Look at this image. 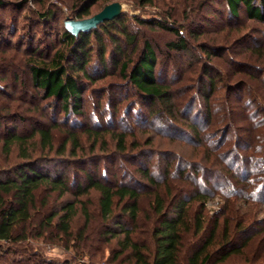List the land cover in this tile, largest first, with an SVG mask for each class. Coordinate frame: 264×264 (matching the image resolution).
Listing matches in <instances>:
<instances>
[{
  "label": "rangeland",
  "instance_id": "1",
  "mask_svg": "<svg viewBox=\"0 0 264 264\" xmlns=\"http://www.w3.org/2000/svg\"><path fill=\"white\" fill-rule=\"evenodd\" d=\"M86 1L0 0V169L12 170L26 157L45 159L65 172L71 187L63 197L49 189L39 192L32 225L18 231L28 230V238L0 242V264H138L127 256L115 260L116 239L102 236L106 226L100 222L99 193L91 190L79 196L78 186L86 185L89 175L139 188L138 222H124L153 250L156 188L141 169L161 182L164 195L172 192L168 203L196 194L209 197L205 205L198 200L190 203L191 216H202L205 230L198 239L192 235L185 240L181 264H189L196 247L206 240L211 252L207 264H264V21L250 18L244 7L238 17L231 16L226 0H155L145 7L137 0L98 1L86 18L119 2L126 32L115 25L101 28L99 41L92 37L94 61L88 69L93 79L83 78L81 114L73 115L61 100L46 98L37 88L31 67L50 61L57 51L67 53L64 23L68 18L80 20ZM46 12L49 16L43 18ZM151 20L163 26L155 27ZM178 32L187 44L184 50L169 47L179 42ZM129 35L136 36L135 44L126 40ZM145 41L157 53L158 82L170 86L173 94L168 105L156 107L158 114L119 67L111 62L104 69L95 61L98 43L107 44L108 58L120 48L126 55L116 54V59L136 61ZM208 74L215 77L217 89L206 102L202 96L209 93L203 91L208 89ZM193 124L201 136L193 132ZM45 129L51 130V150L44 149L39 133ZM119 133L127 135L124 153L117 148ZM18 136L24 142L16 141ZM204 155L223 165L208 163ZM187 159L204 167L195 180L178 177ZM168 169L174 175L167 182ZM69 202L78 203L74 239L52 229L42 233L45 215ZM79 202L93 218L89 226ZM114 225L109 222L108 228L113 230ZM226 227L228 237L223 238Z\"/></svg>",
  "mask_w": 264,
  "mask_h": 264
},
{
  "label": "trees",
  "instance_id": "2",
  "mask_svg": "<svg viewBox=\"0 0 264 264\" xmlns=\"http://www.w3.org/2000/svg\"><path fill=\"white\" fill-rule=\"evenodd\" d=\"M98 1L102 0L86 1L77 18L81 20L90 16L91 6ZM154 1L137 0L141 7L152 5ZM226 2L231 16L238 17L239 11L244 7L250 18L264 21V0H259L258 5H256V0H226ZM47 16H49V12L42 14L43 18ZM122 17L123 14L111 21L104 22L90 32H82L78 36L70 34L64 26L63 40L68 44L67 53L57 51L50 61L42 65L33 64L31 67L33 82L37 88L45 93L46 98L61 100L64 110L69 111V114H81L82 96L85 91L82 80L83 78L87 80L93 79V74L88 69L92 61H94L92 51L95 44L92 41V37H95L99 41L101 28L107 29V27H114L115 25H119L125 33ZM139 22L141 24L147 23L143 20H139ZM149 23L155 27L163 26V22L158 20H151ZM177 35L180 39L179 42L170 43L169 47L176 50L186 49L187 44L185 40L179 36V32ZM127 39L132 40L131 44L136 43V36L129 35L128 38L126 37ZM112 42L115 44L117 40L114 39ZM98 44L100 52L96 55L97 59L95 61L104 69L111 62L115 67H119L120 74L129 80L140 93L143 101L149 103L152 106L151 108L155 109L156 114L160 113L156 109L157 106L162 105L165 107V105H168L172 101L173 94H171L170 86L162 85L158 82L156 75L158 58L150 42H144L143 49L136 61L127 60L126 58L124 60L116 59V54L120 56L126 55V52L120 48L118 53L112 51L108 58L106 57L107 44L104 42ZM117 49L115 47L114 51ZM208 75L206 77L208 78V89H204L203 91L209 93L202 96L206 102L211 97L210 95H214L217 89L215 77L211 74ZM191 109L193 108H190L188 111H191ZM209 113L207 114L208 121L211 119L210 115L212 116V112L209 111ZM168 115H173L172 110L169 111ZM200 117L197 116L198 119ZM171 126L174 127L172 124H169V129L172 128ZM191 128L197 136H201L197 124H193ZM170 130H173V128ZM39 133L44 149L48 148L51 150L53 143L51 130L45 129ZM70 136L75 137L76 134ZM115 136L118 142V151L122 153L126 152L127 135L119 133L115 134ZM16 141L24 142V139L18 136ZM196 142L201 144L203 140L197 138ZM203 145L207 149L208 145ZM204 156L207 157L206 155ZM24 159L25 161L18 163L12 170L0 169V242L16 243L28 238L25 237V235L29 236L28 230L25 229L24 233L21 234H18V231L22 227L28 228L32 225L33 212L37 206V196L43 189H49L60 197L71 192V187L64 171L50 166L51 164H47V160L45 159H29L28 157ZM205 160L208 163L212 162L213 165H223V162L216 158L208 159L207 157ZM198 165L201 167V164ZM198 165L193 160L187 159L185 162H182L184 171L178 177L186 178L190 181L197 179L201 169ZM191 171H194V177L190 174ZM201 171H204V167H202ZM168 172L169 169L167 170V182L174 175V173L169 174ZM140 173L151 186L156 188L153 208L157 219L151 233L153 250H151L149 245H145L137 240L134 236V229L128 228L124 222L126 219L131 220L133 224L138 222L141 199L139 188L126 183L111 184L101 179H94L88 175L87 184L78 186L79 196L87 195L91 190H96L99 193L98 212L101 219L100 222L102 226H106V230H104L102 236L106 239L110 237V240L116 239L117 250H114L115 260H118L122 256H127L138 264H181L185 240L192 235L195 238L200 237L204 234L205 230V219L200 215L191 216L192 207L190 203L198 200L205 205L209 197L207 195L199 196V194H196L189 196L188 200L186 198L176 202V200L172 199L168 203L169 198L173 196L172 192L164 195L161 192V182L153 177L149 170L141 169ZM79 203H81L83 209L84 207L86 209V204L83 205V202ZM77 204L76 202H69L60 211L46 214L41 223L42 233L52 229L60 237L69 240L74 239L72 224L77 215ZM118 210L119 212H117ZM83 214L86 219V225L89 226L93 218L87 212V209L83 211ZM113 221L115 225L114 229L111 230L108 228V223ZM228 233L229 228L227 229L226 227L222 233V237L227 238ZM120 235L123 238H120ZM225 242L228 244L227 240ZM209 248L210 244L208 240H206L204 245L196 247V251L189 257V264H207L211 259Z\"/></svg>",
  "mask_w": 264,
  "mask_h": 264
},
{
  "label": "water",
  "instance_id": "3",
  "mask_svg": "<svg viewBox=\"0 0 264 264\" xmlns=\"http://www.w3.org/2000/svg\"><path fill=\"white\" fill-rule=\"evenodd\" d=\"M123 13L122 5L114 2L107 5L104 9L92 17L74 20L68 18L65 23V29L72 35L78 36L82 32H90L106 21H111Z\"/></svg>",
  "mask_w": 264,
  "mask_h": 264
}]
</instances>
